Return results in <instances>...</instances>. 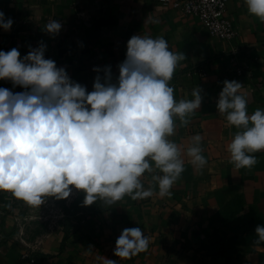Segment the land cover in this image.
<instances>
[{
	"label": "crops",
	"instance_id": "obj_1",
	"mask_svg": "<svg viewBox=\"0 0 264 264\" xmlns=\"http://www.w3.org/2000/svg\"><path fill=\"white\" fill-rule=\"evenodd\" d=\"M0 11L13 21L9 31L0 28V51L17 48L23 58L44 44L45 58L65 68L88 92L97 75L103 80L106 66L116 82L127 41L142 35L164 37L171 51L185 55L170 81L174 98L193 99L197 86L203 97L189 123L180 126L177 119L169 137L184 161L170 197H160L156 187L147 199L125 196L78 228L33 245L18 227L25 202L0 191V264H264V243H255L256 226H264V151L254 154L257 163L251 169L234 168L227 145L236 129L226 126L216 109L225 80L243 84L249 114L264 109V23L247 12L244 0L227 4L238 34L230 43L212 37L198 18H186L159 0H0ZM52 20L62 25L58 34L44 30ZM0 88L25 91L8 80H0ZM196 134L207 161L202 169L187 156ZM151 176L141 177L146 189L152 186ZM133 227L149 238L148 249L120 259L114 255L116 240Z\"/></svg>",
	"mask_w": 264,
	"mask_h": 264
},
{
	"label": "clouds",
	"instance_id": "obj_2",
	"mask_svg": "<svg viewBox=\"0 0 264 264\" xmlns=\"http://www.w3.org/2000/svg\"><path fill=\"white\" fill-rule=\"evenodd\" d=\"M244 3L247 12L264 23V0ZM12 24L0 11V28L9 31ZM61 28L52 20L44 30L58 34ZM45 50L41 44L23 58L17 48L0 51V80L25 89L14 93L0 88V191L32 207L47 197L66 199L72 187L85 193V206L97 201L112 206L125 196L147 199L154 187L160 197H170L184 161L169 137L175 134L177 119L186 126L203 100L199 86L191 93L193 99L174 98L170 81L185 55L171 51L164 37L133 35L126 58L117 66L116 82L111 66H106L103 80L97 75L88 92L65 68L46 59ZM242 89L236 80L223 81L216 109L225 116L226 126L236 129L227 145L229 163L251 169L257 163L254 154L264 151V109L249 114ZM191 140L187 156L202 169L207 163L202 137L196 134ZM146 172L152 173L147 189L141 180ZM255 234V243H264V226L257 225ZM148 246L140 227L125 228L114 255L131 259Z\"/></svg>",
	"mask_w": 264,
	"mask_h": 264
},
{
	"label": "rangeland",
	"instance_id": "obj_3",
	"mask_svg": "<svg viewBox=\"0 0 264 264\" xmlns=\"http://www.w3.org/2000/svg\"><path fill=\"white\" fill-rule=\"evenodd\" d=\"M84 197L83 191L72 187L71 194L66 199L57 200L55 197H47L45 203L39 207L24 203L17 214L18 227L23 230L24 237L31 239L28 241L33 245L38 243L39 238H45L58 231L76 229L87 218L107 206L101 201L85 206Z\"/></svg>",
	"mask_w": 264,
	"mask_h": 264
},
{
	"label": "built area",
	"instance_id": "obj_4",
	"mask_svg": "<svg viewBox=\"0 0 264 264\" xmlns=\"http://www.w3.org/2000/svg\"><path fill=\"white\" fill-rule=\"evenodd\" d=\"M229 0H159L163 6L180 12L186 18H198L212 37L232 42L237 37V29L227 15ZM232 52L237 55L238 49Z\"/></svg>",
	"mask_w": 264,
	"mask_h": 264
}]
</instances>
